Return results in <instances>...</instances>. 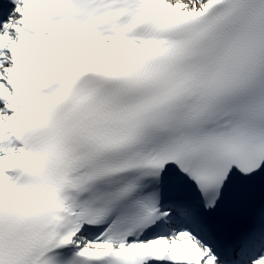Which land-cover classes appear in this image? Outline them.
<instances>
[{"label": "snow or ice", "instance_id": "6c2138e0", "mask_svg": "<svg viewBox=\"0 0 264 264\" xmlns=\"http://www.w3.org/2000/svg\"><path fill=\"white\" fill-rule=\"evenodd\" d=\"M0 264H264V0H0Z\"/></svg>", "mask_w": 264, "mask_h": 264}]
</instances>
